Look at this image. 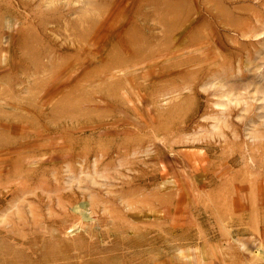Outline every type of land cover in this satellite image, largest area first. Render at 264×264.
Returning a JSON list of instances; mask_svg holds the SVG:
<instances>
[{"label":"rangeland","instance_id":"1","mask_svg":"<svg viewBox=\"0 0 264 264\" xmlns=\"http://www.w3.org/2000/svg\"><path fill=\"white\" fill-rule=\"evenodd\" d=\"M249 234L264 0H0V264H243Z\"/></svg>","mask_w":264,"mask_h":264},{"label":"crops","instance_id":"2","mask_svg":"<svg viewBox=\"0 0 264 264\" xmlns=\"http://www.w3.org/2000/svg\"><path fill=\"white\" fill-rule=\"evenodd\" d=\"M250 235V234H249ZM243 237H241L239 240H240V243H239V248H240V253L243 257V264H248L249 262H252V261H258L261 257H260V253H259V249L260 247L258 246L259 243L260 245L262 246V248H264V237L261 236L262 239H259V243H258V240H254L251 238V235L250 236H245V235H242ZM254 241V243L252 242ZM248 253V255H245L243 256V253ZM242 262V261H240Z\"/></svg>","mask_w":264,"mask_h":264}]
</instances>
